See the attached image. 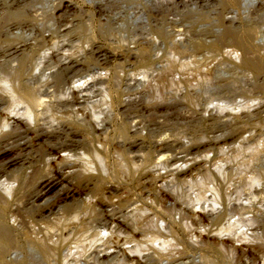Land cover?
Here are the masks:
<instances>
[{
  "label": "bare ground",
  "instance_id": "bare-ground-1",
  "mask_svg": "<svg viewBox=\"0 0 264 264\" xmlns=\"http://www.w3.org/2000/svg\"><path fill=\"white\" fill-rule=\"evenodd\" d=\"M34 1L0 0V264H72L75 255L96 242L91 236L102 239L122 230L131 232L130 241L118 238L114 245L96 251L94 264H107L120 253L131 264H143V249L134 239L143 230L142 219H148L147 229L153 227L149 224L152 218L138 203L143 204L153 193L167 194L169 187L186 182L184 175L191 171L202 172L197 183L200 192L179 204L182 220L221 225L212 235L205 234L209 238L231 236L240 224L256 222L252 217L242 219L245 208H233L222 198L220 184L214 183L226 173L219 165L213 169L205 166L207 157L196 161L191 155L176 154L166 161V175H155L154 168H149L154 154L171 147L184 148L178 139L153 141L155 131L164 125L152 119L171 109L175 112L178 102L190 100L188 89L198 87L190 84L192 81L207 85L219 74L217 66L209 67L206 59L196 55L198 51L207 49L213 59L219 57L221 66L248 72L255 88L264 92V56L252 42L249 26L235 27L234 19L229 18L223 33L208 45L172 42L165 47L164 59L132 61L133 55L150 52L145 45L134 53L131 49L113 66L115 56L93 46L91 37L72 45V25L50 29L47 36L36 25H27L28 6ZM74 9V5L61 1L56 12L67 14ZM126 65L132 69L139 66L133 79L127 73L128 82L123 78ZM164 84L175 94L164 98L160 91ZM254 86L243 87L242 93L251 92ZM180 89L187 91L177 94ZM236 108L249 106L238 104ZM213 140L217 147L219 137ZM137 173L144 181L136 199L124 195V187L112 184L118 175ZM251 182L255 183V178ZM222 201L230 209L220 208ZM201 202L210 210L186 206ZM235 214L239 218L231 221ZM46 222L51 225L42 226ZM261 227L262 234L254 231L251 236H264V223ZM161 230H166L162 224L156 233L160 235ZM129 243L134 245L125 247ZM151 244L163 249L169 241L155 237ZM209 261L205 256L202 263Z\"/></svg>",
  "mask_w": 264,
  "mask_h": 264
},
{
  "label": "rangeland",
  "instance_id": "rangeland-1",
  "mask_svg": "<svg viewBox=\"0 0 264 264\" xmlns=\"http://www.w3.org/2000/svg\"><path fill=\"white\" fill-rule=\"evenodd\" d=\"M61 1L74 5L75 9L67 14L63 11L57 13L56 9ZM263 1L236 0L235 4H229L225 0H35L28 6L27 14L30 17L26 24L36 25L39 30L45 32V36L49 34L50 29L54 30L60 25V28L73 26L69 38L72 45H76L74 41L84 42L91 37L93 46L115 56L112 58V65L115 66L119 63V58L123 61L124 57L131 53V49L134 53L135 49L145 45L150 52L146 55L139 54L138 57L133 55L132 61L135 59L140 61L143 58L164 59L165 47L172 42L184 45H208L223 33L224 26H228L227 19L232 18L235 27H250L252 42L258 48L259 55L264 56V8L261 7L264 4ZM105 23L108 24V31L104 39ZM79 28L82 32L78 30ZM196 55L206 59L205 63H210L209 67L217 66L219 74H216L207 85L200 86L199 81H192L190 84H198V87L188 89L191 94L190 100L178 102L176 113L174 109H171L167 112L168 114L163 112L159 115L158 113L152 119L151 122H161L164 125L160 130L155 131L153 141L170 142V140L178 139L184 144V148L168 147L167 150L169 148L172 150L154 154L149 168H154L155 175L164 173L166 175L169 173V169L165 166L166 161L176 154L177 157L191 155L190 157L196 161H205L203 159L207 157L206 161L209 163L205 166L210 165L209 167L213 169L219 165L226 173V177H217L214 183L220 184L222 198L226 199L225 201L233 208L244 207L246 214L242 219L252 217L257 223L244 222L236 226L237 228L234 227L231 236L209 238L210 236L205 234L210 232L209 234L212 235V231L220 228L221 225L182 220L183 210L179 206L187 197L193 198L200 192L197 183L202 180V172L191 171V176L189 172L184 175L186 182L166 189L168 195L153 193L150 198L145 199L143 204L138 203L142 205L148 218H152L153 224H149L153 229H147L148 219H142L143 230L134 240L143 249L140 256L143 264H180L189 261L205 264V262L202 263L205 256L211 262L206 264H264V236H251L254 231L256 235L262 234L261 226L264 223V92L257 89V86L255 88L254 80L248 72L233 69L227 65L221 66L218 63L219 57L213 59V53L208 52L207 49L198 51ZM135 67L132 69L125 66L124 81L128 82L129 76L132 78L134 74V76L138 75L139 66ZM116 71L119 70L116 69ZM127 73L130 75L128 76ZM164 86L165 88H160L164 98L175 94L174 89H166L168 86L165 84ZM251 86H254L251 92L242 93L243 87L251 88ZM182 91L180 89L177 94H183L187 90ZM245 103L249 106L248 109L236 108L238 104ZM219 106L225 107L226 110H218ZM246 114L249 119L243 118ZM218 137L220 143L217 148L213 146L212 141ZM115 156L114 154L113 157ZM254 178L256 182L252 183L251 179ZM115 181H111L112 184L124 187L121 191L124 195L127 194L136 199L144 180L141 179V174L137 173L136 175H118ZM106 182L109 180L107 179ZM154 194L158 196L155 197ZM205 196L209 197L210 193H205ZM225 201H222L220 208L227 207ZM194 204H189L190 207L186 206L190 210L205 209V207H207L206 210H210L204 202L199 205ZM230 206L227 208L230 209ZM237 218L239 216L235 214L231 221ZM160 223L166 230H161L158 235L156 229L160 228ZM49 224L46 222L42 226ZM199 233H202V236H198ZM241 233H246L247 236H241ZM131 235L130 231L122 230L102 236V239H100L101 236H91L96 242L85 246L86 248L84 247L80 254L75 255V261H72V264H94L92 256L96 251L114 245L118 238L130 241ZM76 237L83 236L74 238ZM155 237L169 241V245L163 249L158 248L157 245L153 247L155 245L151 244V239ZM132 245L134 243H129L125 247ZM107 264L131 263L126 261L120 253Z\"/></svg>",
  "mask_w": 264,
  "mask_h": 264
}]
</instances>
